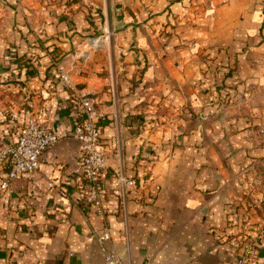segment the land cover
I'll use <instances>...</instances> for the list:
<instances>
[{"label": "crops", "instance_id": "crops-1", "mask_svg": "<svg viewBox=\"0 0 264 264\" xmlns=\"http://www.w3.org/2000/svg\"><path fill=\"white\" fill-rule=\"evenodd\" d=\"M79 91L104 118L105 216L76 204ZM225 91L238 108L221 106ZM12 113L59 142L5 191L0 164V264H106L107 250L124 264H235L236 236L264 217L231 227L234 204L264 201V0H0L7 140ZM118 173L135 186L123 192ZM105 229L100 245L91 232Z\"/></svg>", "mask_w": 264, "mask_h": 264}, {"label": "built area", "instance_id": "built-area-1", "mask_svg": "<svg viewBox=\"0 0 264 264\" xmlns=\"http://www.w3.org/2000/svg\"><path fill=\"white\" fill-rule=\"evenodd\" d=\"M63 79L67 81L65 76ZM74 108L77 122L73 137L81 144L82 164V179L77 191L76 204L87 213L93 211L96 215L105 216L104 172L108 167L100 136V121L104 118L96 107L95 98L82 91L75 94ZM18 121L19 115L12 113L9 119L10 130H18L16 137L7 140L0 133V164L11 167L1 185L2 191L7 190L10 182L21 176L39 173L45 153L59 142L58 135L47 125L39 124L29 117V121L24 126L18 127ZM117 179L123 192L135 186V182L123 173H118ZM49 187L64 194L63 189L54 182L49 183ZM1 196L0 194V200ZM244 225L248 227L247 222ZM248 228L247 232L243 230L236 236L235 264H256L257 250L264 241V217L260 224ZM91 234L100 245L111 240L109 229L101 233L93 230ZM105 262L124 264L120 255L112 250L105 252Z\"/></svg>", "mask_w": 264, "mask_h": 264}, {"label": "rangeland", "instance_id": "rangeland-1", "mask_svg": "<svg viewBox=\"0 0 264 264\" xmlns=\"http://www.w3.org/2000/svg\"><path fill=\"white\" fill-rule=\"evenodd\" d=\"M222 87H225V85L224 86H222ZM221 87V88H222ZM249 94V93H248ZM217 98H218V101H220L221 102V106H225L224 108H227V105H235L237 108L240 106V103H239V100H237V98H236V96L234 95V93H229L228 95H227V93H226V91L224 92V93H220L218 96H217ZM225 104V105H224ZM240 109V108H239ZM239 109H237V110H239ZM221 110H224V109H222V107H221ZM222 114V113H221ZM249 123V122H248ZM249 125V127H248V129H251L252 127H255L254 126V124H248ZM249 203V204H248ZM246 205L245 204H242V203H240V204H234L232 207H231V211H232V213H234L235 212V214L237 213L238 214V216H239V218L238 217H235V219H232V224L233 223H235V221H237V223H235V224H238V226L236 227V228H238L239 227V225H240V219L241 220H243V222H244V218L246 217H248L249 218V214L253 211V210H259V209H261V211H263L264 212V201H263V198L260 200L259 199V201H250V202H248ZM259 203H260V205H259ZM237 219V220H236ZM245 223V222H244ZM231 224V225H232Z\"/></svg>", "mask_w": 264, "mask_h": 264}, {"label": "trees", "instance_id": "trees-1", "mask_svg": "<svg viewBox=\"0 0 264 264\" xmlns=\"http://www.w3.org/2000/svg\"><path fill=\"white\" fill-rule=\"evenodd\" d=\"M242 221V220H241ZM232 222V221H231ZM244 223V222H243ZM238 226V224H235V223H233L232 225H231V227H233V228H235V227H237Z\"/></svg>", "mask_w": 264, "mask_h": 264}]
</instances>
